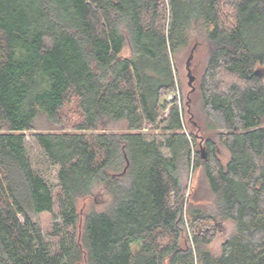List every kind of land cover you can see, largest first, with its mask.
Returning <instances> with one entry per match:
<instances>
[{"label":"trees","instance_id":"obj_1","mask_svg":"<svg viewBox=\"0 0 264 264\" xmlns=\"http://www.w3.org/2000/svg\"><path fill=\"white\" fill-rule=\"evenodd\" d=\"M193 36L208 49L205 158L175 96L173 60ZM263 72L264 0H0V264H264ZM71 101L76 132L34 137L58 167L53 192L24 132ZM120 121L124 133H86ZM159 123L163 140L141 134ZM187 167L201 169L211 209L185 199ZM96 187L107 206L77 235V201ZM55 205L69 230L53 225L56 251L30 216ZM226 220L235 229L213 254Z\"/></svg>","mask_w":264,"mask_h":264},{"label":"rangeland","instance_id":"obj_2","mask_svg":"<svg viewBox=\"0 0 264 264\" xmlns=\"http://www.w3.org/2000/svg\"><path fill=\"white\" fill-rule=\"evenodd\" d=\"M193 50V51H192ZM192 51V58L189 62V72L194 78L191 85H188V69L186 63L190 52ZM207 45L205 40L200 36H193L187 49L182 51L175 60H173L174 71L177 78L178 90L175 96L179 99L183 109L186 113V121L195 126L194 133L197 134L199 139V151L203 150L204 138L211 137L210 133L206 130L205 117L200 108V101L198 96V85L201 76L205 69V63L207 59ZM123 54L128 55V50L124 49ZM264 76V72H263ZM194 89L191 92V89ZM171 96H168V98ZM167 110L164 112L166 115ZM81 117L74 101H71L63 107L59 113V119L57 123L49 122L45 117H39L33 126V130L24 132L26 152L31 161L33 170L41 176L47 184L53 188L55 192V186L57 184V172L58 167L53 165L45 156L42 149L37 145L35 141V135L37 133L55 132V133H74L76 132V125L80 122ZM163 124L146 126L141 130V134L147 138H155L161 141L167 135L162 130ZM127 126L125 121L120 122H107L102 124L97 130L86 132L87 134L98 133H114L121 134L126 132ZM217 153L220 159L226 161L228 154L226 150L217 144ZM163 154L168 155L165 149L161 150ZM180 186L184 194L185 199L192 200L195 205L203 206L206 209H211L212 198L206 197V191L204 186V180L202 177L201 169H197L194 172L192 168H183L179 176ZM193 198H197L198 201H194ZM108 199L104 193L96 187L93 194L89 198L79 199L76 204L78 218L75 227V234H79L83 225L84 216L90 209L104 210L107 206ZM58 214L57 206L54 207V213H41L30 214L31 218L40 226L44 239L48 242L52 250H57V237L53 234V225L57 224L60 228V232H68V228L64 226L62 219L55 218ZM20 220L22 218L20 217ZM219 231L213 241L207 246V248L213 254H218L221 249L222 243L230 237L235 229L233 222L226 220L221 221L219 224Z\"/></svg>","mask_w":264,"mask_h":264},{"label":"water","instance_id":"obj_3","mask_svg":"<svg viewBox=\"0 0 264 264\" xmlns=\"http://www.w3.org/2000/svg\"><path fill=\"white\" fill-rule=\"evenodd\" d=\"M193 51V50H192ZM192 51L190 52V55H189V57H188V60H187V65H186V68L188 69V78H189V82H188V85H191L192 84V82L194 81V78L190 75V72H189V62H190V60H191V58H192ZM194 91V89L192 88L191 89V92H193ZM202 158H205V153H204V151H202Z\"/></svg>","mask_w":264,"mask_h":264},{"label":"built area","instance_id":"obj_4","mask_svg":"<svg viewBox=\"0 0 264 264\" xmlns=\"http://www.w3.org/2000/svg\"><path fill=\"white\" fill-rule=\"evenodd\" d=\"M169 99H171V97H169Z\"/></svg>","mask_w":264,"mask_h":264}]
</instances>
